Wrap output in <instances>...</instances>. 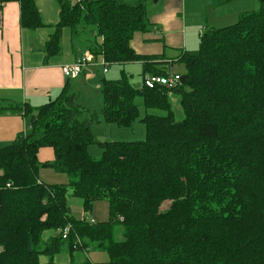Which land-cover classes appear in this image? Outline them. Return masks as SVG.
<instances>
[{"label":"trees","instance_id":"obj_1","mask_svg":"<svg viewBox=\"0 0 264 264\" xmlns=\"http://www.w3.org/2000/svg\"><path fill=\"white\" fill-rule=\"evenodd\" d=\"M10 2L19 5L20 29L48 27L34 0H0V11ZM55 3L59 20L44 63L60 55L66 29L107 69L140 62L141 77L166 75L155 67L158 57L130 47L151 26L145 1ZM198 45L175 59L185 72L174 88H133L124 71L102 78L98 110L70 92L67 78L56 99L39 107L0 100V115L26 122L25 133L0 147V264H59L54 256L88 249L105 253L107 264H264V0L232 25L205 28ZM169 93L179 97L182 121ZM102 123H140L145 137L100 142L92 129ZM90 146L100 157L88 154ZM42 148L52 149L53 161H38ZM41 168L68 183L40 182ZM70 198L81 200L85 214L106 202L108 220L75 219Z\"/></svg>","mask_w":264,"mask_h":264},{"label":"crops","instance_id":"obj_2","mask_svg":"<svg viewBox=\"0 0 264 264\" xmlns=\"http://www.w3.org/2000/svg\"><path fill=\"white\" fill-rule=\"evenodd\" d=\"M34 1L37 3L39 17L48 26L34 32L20 29L18 3L3 4L0 11V100L15 102L20 105L29 104L30 107L35 108L54 98L56 99L64 87L63 85L67 80L61 72V67L73 63L77 58L89 52L82 43L71 37L69 30L64 29L61 36L60 55L52 57L47 64L44 63L42 50L48 36L53 32L54 26L59 20V9L57 3H55L56 0ZM135 1L139 0H122V2L128 4L135 3ZM143 1L147 5L148 19L151 26L149 31L135 34L130 41V47L137 55L146 56L147 58L151 56L158 57L157 62L160 63V66L155 65V67L162 68L164 72L171 69L174 64L179 63L175 59L181 52L189 51V48L194 49L196 40L193 41V39L196 38V32H199L202 25H205V28L224 27L225 24L222 23L226 20V17L217 22H212L211 17L215 18L222 11L221 9L231 2H224L225 0ZM247 11L248 9L240 4V7L228 8L227 14H234V16L236 14L235 19H237L240 13ZM153 63L156 64V62ZM136 66L141 71L142 64L140 62L114 65L108 69L116 68L115 72L119 76L120 71L130 70ZM96 68L98 67H88L78 78L70 80V92L80 93L84 98L86 91L95 86V84L86 82L94 79ZM103 74L106 75L108 72ZM85 106L87 107V105ZM98 127L100 126H95L96 129ZM25 132L26 122L21 114L6 113L0 115V147L10 144L18 134ZM95 147L90 146L88 154L97 158L100 157L102 150L98 147L92 150ZM37 158L40 163L53 161L52 149H40ZM40 170L38 172L40 182L55 185L50 183V180H47L43 176V171L40 173ZM53 179L60 181L59 183L63 182V177L60 175L53 177ZM78 204L80 205V203ZM101 207H104V211L108 212L106 202H97L94 204L89 221L102 223L107 221V219L98 221L96 218ZM71 213L77 219L73 214V208H71ZM52 234V232L46 233L44 235L45 239H48ZM53 261L59 264L69 262H75V264H107L108 258L103 252L88 249L86 252L76 251L71 255L63 253L56 255Z\"/></svg>","mask_w":264,"mask_h":264},{"label":"rangeland","instance_id":"obj_3","mask_svg":"<svg viewBox=\"0 0 264 264\" xmlns=\"http://www.w3.org/2000/svg\"><path fill=\"white\" fill-rule=\"evenodd\" d=\"M240 4H242L244 7H246V9H248V11L256 10L258 8V0H238V1L232 0L229 4H227L224 8L221 9L222 11L220 13H218V15L215 18L211 17V21L217 22L220 19H222L223 17H226V20H224L222 24H225L226 26L232 25L234 22L237 21V19H235L236 14H235V16H234V14H227V10H228V8L234 9V7H240ZM210 24L213 26H216L213 23H210ZM217 24H219V23H217ZM211 25H209V26L211 27ZM225 25H224V27H225ZM204 29H205V25H202L201 28L199 29V32L198 31L196 32V35H195L196 38L193 39V41L196 40V45H195L193 50H192V48H189L188 49L189 51L193 52L194 50L198 49L199 34L202 33L204 31ZM103 68H104L103 66L96 68V70L94 71V79L92 81L86 82V83L95 84V86L93 88L86 91L84 98H82V103L84 104V106L87 105V108H89L90 110H98L102 107V98H101L100 89L102 87L101 79L103 78V76L106 80H110V81L111 80H117L121 77V71L118 74L119 76H117V74L115 72L116 68H111L110 70L107 69L108 74H106V75L103 74ZM138 68L139 67L136 66L134 68H131L130 70L129 69H127L126 71L124 70V72L127 75L128 83L133 88H136V89L141 88V85H142V78L140 76L141 71H139ZM184 72H185V68L183 67V65L181 63L174 64L171 67V69H169L167 71V73H169V75H173V76H180ZM167 95H169V100L172 104L171 109H173V111L175 113V119L177 121H180V120L182 121L183 114H182V111L179 107L178 95L175 93H169ZM140 111L143 114V110L141 109ZM151 113L158 114V115L163 114V113L158 112V111H154ZM99 126L100 127H98L97 129L94 127V129H92V131L95 134L98 141L100 140V142L113 141V140L114 141L133 142V141H141L144 139L143 137H145L144 127L140 123L134 124V126L130 129H121V128H117L116 126H113L110 124H105V123H102ZM96 147L92 148V150L96 149ZM41 172L43 173V176L45 178H47V180H50L49 181L50 183H53V184L57 183V185H58L60 181H56V179H53V177H58L59 175L61 177H63V182L60 183L61 185L68 183V178L65 175L59 174L51 168H45V169L42 168L40 170V173ZM78 203H80V205ZM168 204L169 203H165L162 206V209H166ZM81 205L82 204H81L80 199L70 198V206H71V208H73V214L76 216V218L77 219H83V220L89 222V218H90L91 213L85 214L83 212ZM103 208L102 207L99 208L98 213L96 215V218L98 221H100V220L103 221V219L108 220V218H106V217H108V212L106 210L104 211ZM117 240H121V237L119 235H117Z\"/></svg>","mask_w":264,"mask_h":264},{"label":"built area","instance_id":"obj_4","mask_svg":"<svg viewBox=\"0 0 264 264\" xmlns=\"http://www.w3.org/2000/svg\"><path fill=\"white\" fill-rule=\"evenodd\" d=\"M72 3L78 2L79 0H70ZM103 66V73L107 72V68L104 66L103 61L101 59L95 58L90 53H86L77 58L73 63L66 64L61 67V72L63 76L67 79H76L84 70L88 67ZM179 81V76L169 75L166 73L165 76H157V75H149L146 74L142 77V83L144 87L147 89H154L156 86L164 87L166 89H171L177 86ZM89 223L93 224L94 221H89ZM71 231V227L68 225L66 226L61 233V238L66 239ZM75 241L78 245H80V241L78 238H75Z\"/></svg>","mask_w":264,"mask_h":264}]
</instances>
